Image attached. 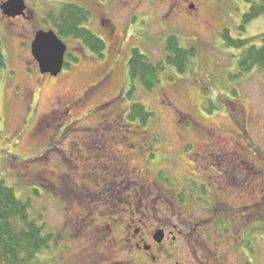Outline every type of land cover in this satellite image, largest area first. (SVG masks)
<instances>
[{
    "label": "rangeland",
    "instance_id": "rangeland-1",
    "mask_svg": "<svg viewBox=\"0 0 264 264\" xmlns=\"http://www.w3.org/2000/svg\"><path fill=\"white\" fill-rule=\"evenodd\" d=\"M24 1L25 17L10 19L0 10L6 62L0 79L1 175L19 199L29 200L30 219L43 222L53 235L48 250L27 264H153L145 259L144 246H153L151 234L161 228L175 233L176 240L167 243L176 253L185 250L176 231L195 229L188 236V254L176 258L185 264L199 259L205 246L226 253L230 264H264V238L255 228L257 220L264 221V201L263 211L237 208L246 194L240 196L242 183L230 180L228 185L232 176L226 174L244 157L252 168L250 191L264 183V71L230 80L240 71L235 51L225 48L220 36L223 30L239 39L264 33V18L239 32L249 0ZM64 3L90 12L85 27L103 40L104 57L96 58L78 41L64 40L77 62L56 77L41 75L30 45L37 32L50 30L42 24L44 13ZM171 36L196 52L188 71L179 75L165 67L153 91L138 89L132 100H119L131 50L160 62ZM102 78L106 83L101 86ZM137 101L153 113L145 127L126 119L127 107ZM150 150L156 158L146 162ZM206 152L220 153L221 159ZM140 169L148 173L146 179L135 178L134 184L125 179L119 186L134 198L131 206H105L112 192L84 181L92 174L95 184L96 171H116L126 178ZM157 170L172 184L164 185ZM199 180L214 188L213 200L225 195L221 212H215L220 201L206 208L207 195L198 199ZM220 220L230 231L221 230ZM249 220L254 231L245 235L250 241L245 245L240 227ZM133 233L136 240H130ZM216 233L225 238L218 240ZM113 239L117 243L111 246Z\"/></svg>",
    "mask_w": 264,
    "mask_h": 264
},
{
    "label": "trees",
    "instance_id": "trees-1",
    "mask_svg": "<svg viewBox=\"0 0 264 264\" xmlns=\"http://www.w3.org/2000/svg\"><path fill=\"white\" fill-rule=\"evenodd\" d=\"M249 3L251 6L241 18L239 32L244 31L254 20L264 18V0H249ZM90 18L91 14L87 9L74 3H64L48 9L44 13L42 24L60 40L78 41L96 58L102 59L106 49L103 40L85 27ZM220 36L223 46L235 51V66L240 71L238 75H231L230 80L239 79L241 75L255 70L264 71V33L239 39L231 37L227 30H223ZM178 42L176 37H169L164 50L165 57L157 63H152L138 49H132L127 62L125 90L118 95L119 100L124 96L132 100L138 89L145 93L153 91L159 85L165 67L173 69L179 75L185 74L196 52L193 48H182ZM77 60L66 52L63 68H68ZM5 69L6 62L0 39V79ZM127 108L126 119L131 126L145 127L153 116L138 101ZM192 148L190 145L187 149ZM153 152L150 150L147 153L151 160L156 158ZM1 164L0 159V264H27L35 260L38 254L48 250L53 235L46 230L43 222L30 219L29 200L19 199L13 188L7 186L1 175ZM255 228L264 233L263 225L256 224Z\"/></svg>",
    "mask_w": 264,
    "mask_h": 264
},
{
    "label": "flooded vegetation",
    "instance_id": "flooded-vegetation-1",
    "mask_svg": "<svg viewBox=\"0 0 264 264\" xmlns=\"http://www.w3.org/2000/svg\"><path fill=\"white\" fill-rule=\"evenodd\" d=\"M25 14L23 16L16 17V19H19L21 17H25ZM10 19H14V18H10ZM106 75H107L106 78L108 80L110 74L107 73ZM105 83H106V80L104 81V78H102L100 81L98 80V82H97V84H99L101 86L104 85ZM188 146H190V145L185 146V149H187L186 147H188ZM153 153H154V155L156 154L155 152H153ZM207 155L209 157H212V158H215L216 155H220V156H218V158L221 159L220 153H214V154L207 153ZM144 158H145L146 162H149L151 160V157H149L148 154H145ZM240 158H242V160L238 163V167L235 169H230L233 172V175H230V170H228V171L226 170V174L229 177L232 176L228 180V185L231 184L230 180L231 181L236 180L237 182L242 183L241 187L238 188V190L240 192V196L242 193L246 194L245 195L246 201L247 200L250 201L251 206L246 205V201H245V202H242L243 203L242 206L237 207V208L242 209V208L251 207V208H249V211H252V207H256L258 209L261 208L263 211V205L261 204V202L264 201V183L263 182L258 183L256 185L257 190L255 188V189H252L250 191L251 188L248 186L252 185L251 181H252L253 175H250L252 168L249 166L248 162L245 159H243L244 157H240ZM135 171H137V169ZM216 171H221V170H220V168L216 167ZM244 172H247V174H244ZM262 172L263 171L258 170L259 174H262ZM163 173H164L163 170H157L156 177H158L159 180L164 181L165 182L164 185H166V186L171 185L172 183L171 184L169 183V178L166 180L163 179V178L167 177L166 175L161 176ZM254 173H255V175H258V173H256L255 171H254ZM218 174H220V173H218ZM94 175H95V179H96L95 184L92 182L93 175L92 174H86V179H84V181L88 180L89 184L87 186H89L90 184L95 186L97 184L96 187H99L102 190L107 191V192H112L111 193L112 195L110 197H106V199L104 200V203H105V206H107V207H109V206L115 207V205H120V204L131 206V205H134V202H135L134 198L131 195L130 196L124 195L127 192H125L123 190L120 191L119 186L122 185L121 181L125 180V179H129L134 184L136 179H137V181H138V179H140V180L146 179L147 178L146 176L148 175V173H146L144 171V169H140L138 173L136 172V175L132 173V174H130V176H128L126 178H124L122 173H119L116 171L115 172L111 171V173H108L105 171H96V173H94ZM215 176H214L213 181H214L216 186L218 185V187H220L219 181L215 178ZM195 186H196L195 187L196 192L198 194L202 195V196L196 195L198 197V199H201L202 197H206V195H207L208 199L205 201L206 208H212L215 203L220 201L219 202V205H220L219 210H215V212L217 213L218 211L219 212L222 211L221 210V208H222L221 204H223V201H225V199H224L225 195L224 194H221V198H219V196H220L219 195L217 200H213V199L217 198V194H215L214 188L209 187L208 184L206 182H203V181H200V183H198V184L195 183ZM255 190H256V192H255ZM257 191H259V193H257ZM142 194H143V192L141 193V195ZM180 195L183 196L184 194L181 193ZM140 199H141V197L139 196L138 200L140 201ZM252 201L255 202V204H253ZM107 207H105V208H107ZM109 209H107V210H109ZM231 209H233V207H231ZM224 212L226 213V212H228V210L225 208ZM105 218L107 219V216ZM220 223H221V225H220L221 230H222V228H225V230L230 231V228L226 227L227 223L222 222V220H220ZM247 223H248V225H246ZM247 223L241 225V227H240V229L242 230V234H244L245 245H247V244L249 245V242H250L247 239V237H245V235H247V236L252 235V233L254 231V227L251 224V221L249 220ZM255 223L261 224L264 226V221L261 222V221L257 220ZM227 225H229V224H227ZM237 231H236V234L238 233ZM158 233H159V235H158ZM257 233H261L259 236L264 238V233L258 232V230H257ZM135 234H136V232H135ZM174 234L175 233L172 231L167 232V230L165 228L157 229L155 231V235H153V236L151 234L152 241L154 244H153V246L150 245V247L144 246V250H145V256L144 257H145V259L146 260L149 259V261L153 264H156V263L160 264L161 260H163V262H166L167 264H185V262H183L181 260H177L176 258L182 257L183 252H184L185 256L188 254V239L190 236L196 234L195 229H194V231H192L190 233L189 232L185 233V232L179 231V230L176 231V234L178 236L183 237L182 240L184 242V247H185L184 251L180 249V251L177 253L174 252L173 248L167 243L168 241L174 242L176 240V238L174 237ZM216 234L218 235V237H217L218 240L225 238V236H223L222 233H216ZM121 238H123V236ZM136 238H137L136 235H134V233H133L130 240L131 239L136 240ZM239 238H241V236ZM123 240L125 242L129 241L128 238H126V240L125 239H123ZM139 240L142 241L141 238H139ZM242 241H243V239H242ZM109 243L111 246H113L114 244L117 243V241H115L113 239V241L109 242ZM148 244H150V243H148ZM143 245H145L144 242H143ZM215 245L216 244L214 243L213 246H215ZM132 249L133 248L131 247L128 250V252H131ZM250 249H252V247L249 248V246H248V251ZM197 256L199 257V259L196 258L195 260H190V262L192 264H230L229 263L230 256L228 257V255H226V253L219 254L218 250L216 248H213V247L209 248L208 246H205L202 250V253L201 254L199 253Z\"/></svg>",
    "mask_w": 264,
    "mask_h": 264
},
{
    "label": "water",
    "instance_id": "water-1",
    "mask_svg": "<svg viewBox=\"0 0 264 264\" xmlns=\"http://www.w3.org/2000/svg\"><path fill=\"white\" fill-rule=\"evenodd\" d=\"M0 10L4 16L15 18L23 16L26 7L24 0H7L0 5ZM30 52L40 74H49L52 77L60 74L64 65L66 46L54 32H37L31 42Z\"/></svg>",
    "mask_w": 264,
    "mask_h": 264
}]
</instances>
